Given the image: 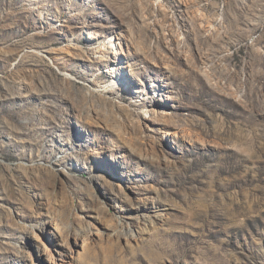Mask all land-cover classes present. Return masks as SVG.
<instances>
[{
    "label": "rangeland",
    "instance_id": "rangeland-1",
    "mask_svg": "<svg viewBox=\"0 0 264 264\" xmlns=\"http://www.w3.org/2000/svg\"><path fill=\"white\" fill-rule=\"evenodd\" d=\"M0 264H264V0H0Z\"/></svg>",
    "mask_w": 264,
    "mask_h": 264
},
{
    "label": "bare ground",
    "instance_id": "bare-ground-1",
    "mask_svg": "<svg viewBox=\"0 0 264 264\" xmlns=\"http://www.w3.org/2000/svg\"><path fill=\"white\" fill-rule=\"evenodd\" d=\"M121 76V75H120Z\"/></svg>",
    "mask_w": 264,
    "mask_h": 264
}]
</instances>
